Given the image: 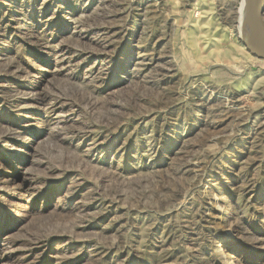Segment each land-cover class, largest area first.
Returning a JSON list of instances; mask_svg holds the SVG:
<instances>
[{"label":"rangeland","instance_id":"rangeland-1","mask_svg":"<svg viewBox=\"0 0 264 264\" xmlns=\"http://www.w3.org/2000/svg\"><path fill=\"white\" fill-rule=\"evenodd\" d=\"M241 4L0 0V264H264Z\"/></svg>","mask_w":264,"mask_h":264},{"label":"water","instance_id":"water-1","mask_svg":"<svg viewBox=\"0 0 264 264\" xmlns=\"http://www.w3.org/2000/svg\"><path fill=\"white\" fill-rule=\"evenodd\" d=\"M243 1L245 9L239 24V37L251 54L264 60V0Z\"/></svg>","mask_w":264,"mask_h":264},{"label":"bare ground","instance_id":"bare-ground-1","mask_svg":"<svg viewBox=\"0 0 264 264\" xmlns=\"http://www.w3.org/2000/svg\"><path fill=\"white\" fill-rule=\"evenodd\" d=\"M244 1L242 0V4H241V8L239 10V14H240V21H239V24L241 23V16H242V13L244 12V9H245V6H244ZM263 60V59H262ZM204 62V61H203Z\"/></svg>","mask_w":264,"mask_h":264}]
</instances>
